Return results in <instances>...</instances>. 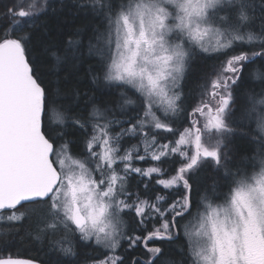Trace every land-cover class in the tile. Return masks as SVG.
<instances>
[{"label": "snow or ice", "instance_id": "obj_1", "mask_svg": "<svg viewBox=\"0 0 264 264\" xmlns=\"http://www.w3.org/2000/svg\"><path fill=\"white\" fill-rule=\"evenodd\" d=\"M76 8L89 23L51 55L70 69L91 60L96 91L73 89L71 102L44 86L33 44L55 0L0 8V224L28 222L55 264H264V0ZM237 135L251 155L237 158Z\"/></svg>", "mask_w": 264, "mask_h": 264}, {"label": "trees", "instance_id": "obj_2", "mask_svg": "<svg viewBox=\"0 0 264 264\" xmlns=\"http://www.w3.org/2000/svg\"><path fill=\"white\" fill-rule=\"evenodd\" d=\"M77 0H55L56 11L50 12L45 16L41 17V20H46V28L41 27L38 29L33 36V44L35 47L36 55L41 58V68L43 70V75L45 79V87L50 89L52 93L59 94L63 97L65 94L69 96V102L73 99L72 90H89L96 91V88L90 83V77L87 73V65L91 63V60L85 59L83 63L79 65L76 69H70L68 64L58 65L55 58L51 55L52 52L62 50V44L67 35L77 27H83L89 23V20L81 14H77L76 8ZM259 2V0H258ZM8 3V0H4L3 4H0V8H3ZM63 3L64 7H61ZM45 30L47 34H45ZM87 43V36H85V45ZM47 48V51H45ZM85 56H87V48L83 49ZM215 64L214 60H209L205 63L197 62L192 66L190 72V80L193 85L200 82V76L203 72H210V65ZM260 61H257L259 66ZM69 75V79H64L65 75ZM248 87L255 88L259 91L258 85L252 80V77H249ZM99 95V92H97ZM114 98V97H111ZM104 99H110V97L105 96ZM83 104V98L79 101ZM65 101H59L54 107L58 110H63ZM75 133L72 129H69V136H73ZM136 143L135 140L131 141ZM232 147L237 153V158L240 156L251 155L252 154V143L249 139L237 135L234 138V143ZM74 151H77L74 147ZM144 166V165H141ZM207 175L210 177L212 175L211 170L209 169ZM209 182L210 179H209ZM159 193L164 195L169 199H175L180 193L175 190H163L162 186H153L151 194ZM31 207V206H27ZM20 228L21 231L19 235L15 234L14 229ZM28 228V222H25L23 225L16 224L10 226L6 224H0V233H7L10 230L12 235L3 236L0 235V239H8L9 243L7 245L0 244V258L1 257H23V258H33L40 261L43 264H55L57 255L49 251V246L47 242L40 243L36 242L27 236L25 229ZM91 251V250H89ZM137 251H140L137 249ZM129 256L133 253H129ZM67 259V258H65Z\"/></svg>", "mask_w": 264, "mask_h": 264}, {"label": "water", "instance_id": "obj_3", "mask_svg": "<svg viewBox=\"0 0 264 264\" xmlns=\"http://www.w3.org/2000/svg\"><path fill=\"white\" fill-rule=\"evenodd\" d=\"M4 258H5V257H4ZM11 258L27 259V260H32V261H34L35 264H42V263H40V262H38V261H36V260L29 259V258H22V257H11Z\"/></svg>", "mask_w": 264, "mask_h": 264}]
</instances>
